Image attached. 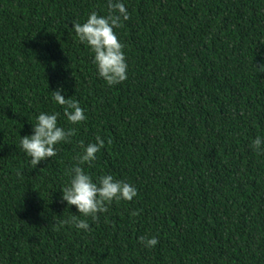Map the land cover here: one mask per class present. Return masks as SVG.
Listing matches in <instances>:
<instances>
[{"label":"trees","instance_id":"trees-1","mask_svg":"<svg viewBox=\"0 0 264 264\" xmlns=\"http://www.w3.org/2000/svg\"><path fill=\"white\" fill-rule=\"evenodd\" d=\"M123 2L127 79L109 86L72 29L109 0H0V264H264V153L251 147L264 136V0ZM60 86L85 121L53 101ZM41 111L76 131L34 168L19 141ZM97 136L82 167L138 194L93 219L61 189ZM71 215L89 230L62 223Z\"/></svg>","mask_w":264,"mask_h":264},{"label":"clouds","instance_id":"clouds-1","mask_svg":"<svg viewBox=\"0 0 264 264\" xmlns=\"http://www.w3.org/2000/svg\"><path fill=\"white\" fill-rule=\"evenodd\" d=\"M108 15H100L91 12L83 22H73L72 29L80 43L88 47L93 55L97 75L109 86L119 84L127 79L128 64L126 62L124 45L119 41L115 29L121 27L124 21L129 19V13L123 0H109ZM259 72H264V63L259 67ZM65 89L58 87L52 92L55 103L64 107V115L72 124H80L87 119L85 110L80 102L71 99L61 93ZM59 113L41 111L36 117L32 132L21 136L19 144L22 151L29 156L31 165L35 168L42 160L56 156V146L68 143L70 137L75 135L74 128L61 127L58 123ZM104 140L99 136L95 142L84 144L81 142L82 152L78 157V163L70 169L71 175L68 186L61 189V201L67 205H75L79 214L84 217L97 218V213L107 211V205L115 201H132L138 194L137 188L112 174L93 177L82 167L83 164H91L97 159V153L104 147ZM251 147L258 153H264V136H256L251 141ZM137 213H133L136 215ZM62 223L74 226L77 230H89L86 219H80L71 215ZM140 243L147 248H153L158 244V239L140 237Z\"/></svg>","mask_w":264,"mask_h":264}]
</instances>
